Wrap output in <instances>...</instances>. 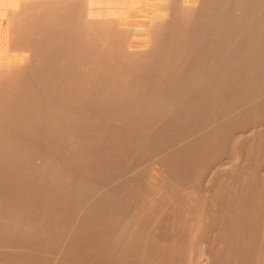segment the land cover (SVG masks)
Returning a JSON list of instances; mask_svg holds the SVG:
<instances>
[{
    "label": "bare ground",
    "instance_id": "bare-ground-1",
    "mask_svg": "<svg viewBox=\"0 0 264 264\" xmlns=\"http://www.w3.org/2000/svg\"><path fill=\"white\" fill-rule=\"evenodd\" d=\"M0 6V264H264V0Z\"/></svg>",
    "mask_w": 264,
    "mask_h": 264
},
{
    "label": "rangeland",
    "instance_id": "rangeland-1",
    "mask_svg": "<svg viewBox=\"0 0 264 264\" xmlns=\"http://www.w3.org/2000/svg\"><path fill=\"white\" fill-rule=\"evenodd\" d=\"M1 8H0V10L2 11H0V62H4V61H13V62H15L14 60H13V58H17V57H21V56H24V55H26V52H24V51H18V49H11V41H10V36H11V32H12V30H13V27L11 26V24H10V21H8L7 20V10H5L6 8H4V7H2V6H0ZM4 11V12H3ZM143 12V13H142ZM4 13H6V14H4ZM137 13L138 14H134V16H131V17H134V18H132L133 19V21H132V19H131V17L129 18V19H127V21H125V20H123L122 22H123V26H126V25H124V24H127L128 23V25H127V27L129 26L130 28H131V26L134 28V27H136V25H138V24H142V23H144L145 21H149L150 20V18H151V16H149V14H146L147 12H145V11H137ZM140 13V14H139ZM141 13L143 14V15H141ZM145 14V15H144ZM137 15H139L138 17H137ZM141 16V17H140ZM146 16V17H145ZM147 16H149V18L147 17ZM136 18V19H135ZM144 18H147V19H145L144 20ZM140 19V20H139ZM5 20V21H4ZM128 20H130V21H128ZM143 20V21H142ZM6 21L8 22V23H6ZM130 22V23H129ZM135 22V23H134ZM138 22V23H137ZM131 23L132 24H134V25H131ZM131 25V26H130ZM139 26V25H138ZM11 30V31H10ZM10 31V32H9ZM9 33V34H8ZM136 36V37H135ZM135 37V38H134ZM145 37H147V34L145 33H140V34H134L133 33V37L131 36V40L133 41V43H135V42H138L137 41V39H139L140 41H142L141 42V45L143 44H145L146 42H143L144 40L146 41V39L147 38H145ZM136 39V40H135ZM143 39V40H142ZM135 41V42H134ZM138 45H140V42H138L137 43ZM140 45V46H141ZM142 45V46H143ZM23 55H22V54ZM20 54V56H18ZM2 57V58H1ZM2 59V60H1ZM4 59V60H3ZM16 62H21L20 60L19 61H16ZM264 165V164H263ZM262 170H263V172H262ZM262 170H261V173L264 175V166H263V168H262ZM22 250H24V249H22ZM25 251V250H24ZM27 252H28V250H26ZM29 253L31 254V250L29 249ZM34 253H36V251H34ZM39 254V253H38ZM56 258V257H55Z\"/></svg>",
    "mask_w": 264,
    "mask_h": 264
}]
</instances>
